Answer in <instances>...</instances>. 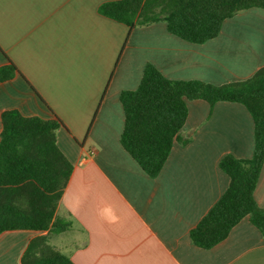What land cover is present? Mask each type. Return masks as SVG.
I'll list each match as a JSON object with an SVG mask.
<instances>
[{
  "label": "crops",
  "instance_id": "crops-1",
  "mask_svg": "<svg viewBox=\"0 0 264 264\" xmlns=\"http://www.w3.org/2000/svg\"><path fill=\"white\" fill-rule=\"evenodd\" d=\"M110 1L0 0V67L8 59L17 69L0 84V116H56L57 146L73 165L56 211L68 230L3 233L0 264H21L39 236L74 264H264V237L248 218L210 250L189 238L228 187L220 160L253 154V122L242 105L187 102L180 133L187 143L173 146L156 178L119 142V95L138 87L147 64L168 79L214 86L263 68L264 9L242 11L215 38L193 44L164 23L131 29L102 16ZM254 198L264 209V163Z\"/></svg>",
  "mask_w": 264,
  "mask_h": 264
},
{
  "label": "trees",
  "instance_id": "trees-1",
  "mask_svg": "<svg viewBox=\"0 0 264 264\" xmlns=\"http://www.w3.org/2000/svg\"><path fill=\"white\" fill-rule=\"evenodd\" d=\"M264 9V0H116L100 5L99 13L129 28L164 23L167 31L193 44L215 38L223 22L250 8ZM16 67L7 59L0 67V84L12 79ZM124 122L121 147L150 178L161 172L180 137L188 115L187 102L203 100L237 103L250 114L253 154L247 159L223 157L219 168L229 184L207 214L191 229L189 238L210 250L227 238L241 220L264 237V209L254 192L264 163V67L250 78L222 86L196 80H172L147 64L138 87L122 91ZM0 235L9 231L62 233L70 227L56 216L73 165L57 146L56 117L24 116L17 110L1 113ZM21 264H74L52 247L46 236L31 240Z\"/></svg>",
  "mask_w": 264,
  "mask_h": 264
}]
</instances>
